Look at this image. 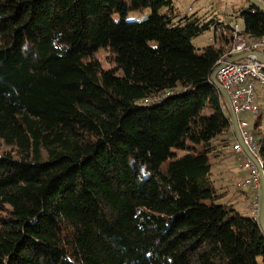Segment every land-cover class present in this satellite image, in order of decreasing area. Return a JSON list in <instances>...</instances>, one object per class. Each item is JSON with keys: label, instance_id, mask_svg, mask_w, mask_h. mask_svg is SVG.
<instances>
[{"label": "trees", "instance_id": "1", "mask_svg": "<svg viewBox=\"0 0 264 264\" xmlns=\"http://www.w3.org/2000/svg\"><path fill=\"white\" fill-rule=\"evenodd\" d=\"M231 16L264 38L253 5ZM217 25L174 0H0V264H264L258 219L210 180L233 153L211 81L233 26L191 41Z\"/></svg>", "mask_w": 264, "mask_h": 264}, {"label": "built area", "instance_id": "2", "mask_svg": "<svg viewBox=\"0 0 264 264\" xmlns=\"http://www.w3.org/2000/svg\"><path fill=\"white\" fill-rule=\"evenodd\" d=\"M264 5V0H257ZM191 9L189 8L188 11ZM233 38L225 48L222 58L216 64V81L227 92L231 102L232 110L237 117L240 136L247 151L252 154L261 167L262 161L258 157V146L251 132L250 125L246 120L247 116H256L260 107L257 102V89L261 90V97L264 103V63L253 58H246L236 62H228L229 59L241 54L257 52L264 54V38L245 37L241 34V28L233 25L231 32ZM223 36L226 35L224 32ZM233 134L232 124L230 125ZM232 152L239 160L240 169L245 177L237 184L238 188L252 187L260 191V174L257 167L244 153L239 142L234 139ZM260 207V192L252 202V210L258 219Z\"/></svg>", "mask_w": 264, "mask_h": 264}, {"label": "rangeland", "instance_id": "3", "mask_svg": "<svg viewBox=\"0 0 264 264\" xmlns=\"http://www.w3.org/2000/svg\"><path fill=\"white\" fill-rule=\"evenodd\" d=\"M176 6L178 7V10L181 11V13L184 14H194L201 15L204 11H210L211 15L212 13H215L213 15L217 17H213L215 19L220 18V21H222L225 25L233 26L234 24H237L240 28L243 27V23L241 20H235L231 13L232 11L239 7L240 5L244 4V0H174ZM210 4H212L213 8L210 9ZM189 8L191 9L190 11ZM150 15V12L148 10H142V11H131L128 16L127 20L130 21H142L144 18L148 17ZM204 15V14H203ZM222 23L220 25L216 26V29L211 28L210 30L204 32L200 36L192 39L191 43L192 45L198 49L199 51H202L204 48L208 46H216L221 47L224 45V41L222 38V33L225 31V28L223 27ZM94 59L97 60L104 69H109L113 66V60L111 58L110 53L107 50H99L95 55ZM264 106V105H263ZM254 116H247L246 120L250 125V129L252 134L258 138V136L264 137V116L262 117V124H260L256 129H254ZM258 134V136H257ZM0 152H6L14 154L13 149L6 147L0 142ZM224 162L222 165L226 168V171L223 173L224 179L226 178V185L229 189V192L222 200V203H234L235 208L244 216H251V211L249 208L250 203L254 200V195L252 194L250 187H243L238 188L237 184L241 182L243 172L239 169V160L236 156L231 154L230 150H226L224 155ZM219 158H217L218 160ZM216 158L212 159L213 164V173L215 174L216 167L219 166V170L221 168V164L216 163ZM217 165V166H216ZM215 170V171H214ZM221 173L216 174V176H212L210 180L213 182L214 186L219 187L220 183L222 182L221 179ZM242 178V179H241ZM241 179V180H240ZM240 180V181H239Z\"/></svg>", "mask_w": 264, "mask_h": 264}, {"label": "water", "instance_id": "4", "mask_svg": "<svg viewBox=\"0 0 264 264\" xmlns=\"http://www.w3.org/2000/svg\"><path fill=\"white\" fill-rule=\"evenodd\" d=\"M244 1H246L250 5H253L255 8H257L258 10H260L264 14V5L259 3L257 0H244ZM248 57L253 58L258 62L264 63V54L257 53V52L241 54L237 57L229 59L228 62L232 63V62L240 61L242 59H246ZM217 70L218 69L214 70V72L211 76V81L214 84V86L217 88L219 94L222 96V98L225 100V102L228 106L229 119H230V122L232 124L233 133H234V136H235L237 142H239L241 144V146L244 150V153L254 163V165L257 167L259 174H260V207H259V213H258V223H259L262 231L264 232V170H263V167H261L260 164L258 163L257 159L247 151V148L242 143L241 136H240V130H239L238 123H237V117L232 110V106H231V102L229 100V96H228L227 92L216 81Z\"/></svg>", "mask_w": 264, "mask_h": 264}, {"label": "crops", "instance_id": "5", "mask_svg": "<svg viewBox=\"0 0 264 264\" xmlns=\"http://www.w3.org/2000/svg\"><path fill=\"white\" fill-rule=\"evenodd\" d=\"M213 5L212 4H210V9H212L213 7H212ZM240 6H243V4L242 5H240ZM211 11V10H210ZM210 11L208 10V11H204L203 13H201V15H199V16H206L207 18H212V17H214L216 14L215 13H212V15H211V13H210ZM212 12V11H211ZM204 14V15H203ZM213 14H215V15H213ZM215 17H217V16H215ZM218 20H219V22H220V24L222 23V24H224L222 21H220V18H218ZM224 33V32H223ZM222 33V34H223ZM256 89H257V92H259L260 91V88H259V86H257L256 87ZM257 102H258V104H259V106H260V111L259 112H263L264 111V103L262 102V99H261V96H258L257 97ZM234 139L236 140V138H235V136H234V133H233V141H234ZM233 154V153H232ZM224 155V154H223ZM234 155V154H233ZM235 156V155H234ZM219 159L217 160V158H216V163H219V164H221V168H220V171H218L219 170V166H217L216 167V171L217 172H215V174H212V176L214 177V176H216V174H218V173H221V179H222V182L220 183V185H219V187H217V186H215L216 188H218V189H221V191H225V192H229V189L227 188V185H226V178L224 179V177H223V173H224V171H226V168L222 165V163L225 161L224 160V157H222V156H220V157H218ZM239 169H240V167H239ZM241 170V169H240ZM215 171V170H214ZM242 171V170H241ZM243 172V171H242ZM245 177V173L243 172V175H242V178H244ZM241 178V179H242ZM240 179V180H241ZM239 180V181H240ZM245 188V187H244ZM250 190H251V192H252V194L254 195V200H255V198H256V196H257V194H258V192H260V191H257L256 189H254V188H252V187H250ZM253 200V201H254ZM252 201V202H253ZM252 202L250 203V205H249V208H250V211H251V216H255V214H254V212H253V210H252V208H251V206H252ZM230 204H232V205H234V203H230ZM235 207V206H234Z\"/></svg>", "mask_w": 264, "mask_h": 264}]
</instances>
